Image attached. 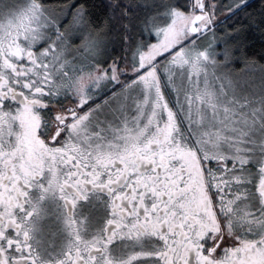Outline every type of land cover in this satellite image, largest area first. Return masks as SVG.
<instances>
[{
  "label": "snow or ice",
  "instance_id": "snow-or-ice-1",
  "mask_svg": "<svg viewBox=\"0 0 264 264\" xmlns=\"http://www.w3.org/2000/svg\"><path fill=\"white\" fill-rule=\"evenodd\" d=\"M74 23L82 66L42 0H0V264H264V97L237 95L264 63L218 49L214 0H162L123 58Z\"/></svg>",
  "mask_w": 264,
  "mask_h": 264
},
{
  "label": "trees",
  "instance_id": "trees-1",
  "mask_svg": "<svg viewBox=\"0 0 264 264\" xmlns=\"http://www.w3.org/2000/svg\"><path fill=\"white\" fill-rule=\"evenodd\" d=\"M223 1L214 0V3L222 5ZM237 1L238 7L235 8L238 9L219 18L215 29L230 26L232 33L237 35V45L243 55L264 63V0ZM42 3L53 11L67 9L63 12L68 15L67 20L72 19L83 6L91 25L106 31V53L116 52L119 58L126 55L128 42L144 38L143 22L158 10L151 8L147 0H42ZM61 26L66 29V24ZM69 52L73 53L72 50Z\"/></svg>",
  "mask_w": 264,
  "mask_h": 264
},
{
  "label": "rangeland",
  "instance_id": "rangeland-1",
  "mask_svg": "<svg viewBox=\"0 0 264 264\" xmlns=\"http://www.w3.org/2000/svg\"><path fill=\"white\" fill-rule=\"evenodd\" d=\"M26 0H18V3H25ZM238 1L237 0H224L223 4H216L215 3V13H216V21L219 18L225 17L227 14L233 12L234 10L238 9L235 7H238ZM148 5L153 9H158L160 6L161 2L159 0H147ZM220 6L222 8H220ZM47 9V13L49 16L55 19L57 22L58 26L60 29H65L62 28L61 25L66 24V30L69 33V36L72 40V55L75 56L79 53V57H76V61L79 58L78 62H72L75 66H82L86 63L89 62L91 53L86 49V48H79L77 45H79V32H78V25L74 23V19L77 15H74L72 19L67 20L68 15L65 12L67 9H62L60 11H53L49 8ZM223 9V10H222ZM72 17V16H71ZM90 27L93 29H99L101 32V37L99 40V44L102 48H106V31L105 29L101 28H95L91 25ZM215 33L217 36V47L218 49H231L234 50L235 53V59L233 61V67L236 69H240L244 67L245 59L246 57L243 55V51L239 49L237 42L238 40L236 39V34H233L232 31L230 30V26H223L222 28L215 29ZM54 34V33H53ZM83 49V50H82ZM68 58L71 61V53L68 51ZM237 95L241 97H246L249 99H252L254 101H259L262 97H264V78L260 76L259 73H256L255 75L247 78L246 83H241L238 90H237ZM174 99V98H173Z\"/></svg>",
  "mask_w": 264,
  "mask_h": 264
},
{
  "label": "flooded vegetation",
  "instance_id": "flooded-vegetation-1",
  "mask_svg": "<svg viewBox=\"0 0 264 264\" xmlns=\"http://www.w3.org/2000/svg\"><path fill=\"white\" fill-rule=\"evenodd\" d=\"M71 61L72 62H78L76 61V57H79V53L75 56L71 53ZM106 57L108 59H111V57H118V54L116 52H108L106 53ZM120 85H116L115 88L119 87ZM115 88H112L111 86L109 88H106L102 94H98L94 101H91L90 103H99L104 97L108 96V92L111 90L115 91ZM110 95V94H109ZM136 111L134 108H129L124 111H116L112 112L109 111L106 113L107 121L112 127L122 126L123 122L125 120H131L135 117ZM44 207L47 210L48 215H46L43 220L41 221V225L43 228V233H37L38 238H43L45 242L48 241H57L59 240L58 237H54L52 235L53 232L58 230L60 228V221H59V201L58 200H46L44 202Z\"/></svg>",
  "mask_w": 264,
  "mask_h": 264
}]
</instances>
